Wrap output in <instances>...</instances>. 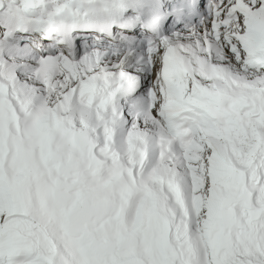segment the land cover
Returning a JSON list of instances; mask_svg holds the SVG:
<instances>
[{
    "label": "snow or ice",
    "instance_id": "snow-or-ice-1",
    "mask_svg": "<svg viewBox=\"0 0 264 264\" xmlns=\"http://www.w3.org/2000/svg\"><path fill=\"white\" fill-rule=\"evenodd\" d=\"M0 264H264V0H0Z\"/></svg>",
    "mask_w": 264,
    "mask_h": 264
}]
</instances>
